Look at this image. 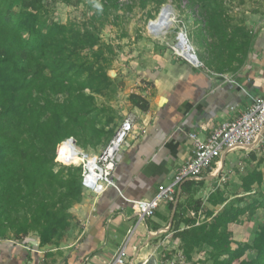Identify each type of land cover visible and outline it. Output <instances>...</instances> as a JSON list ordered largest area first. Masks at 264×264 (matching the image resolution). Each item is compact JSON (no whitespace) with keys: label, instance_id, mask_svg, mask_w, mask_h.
I'll use <instances>...</instances> for the list:
<instances>
[{"label":"trees","instance_id":"obj_1","mask_svg":"<svg viewBox=\"0 0 264 264\" xmlns=\"http://www.w3.org/2000/svg\"><path fill=\"white\" fill-rule=\"evenodd\" d=\"M64 1L73 4L72 0ZM138 1L142 7L167 2ZM186 1L191 9L199 10L205 26L219 40L217 72H238L252 50L249 36L226 32L219 0ZM108 3L104 4L106 12L111 6L120 8L118 0ZM95 47L101 59L104 50L99 35L49 17L45 0H0V240L7 239L8 233L22 241L35 234L44 247L70 228V210L82 201L84 190L80 167L55 170L57 158L66 162L61 144L69 138L80 142V136H89L92 146H98L114 134L108 128L110 118L99 128L100 111L95 105V96L111 84L107 68L104 64L94 68L83 56ZM56 96L64 99L56 101ZM129 99L142 112L150 108L140 95L131 94ZM263 183L264 173L252 170L242 179L241 196L233 201L228 202L221 190H215L207 202L222 206V210L216 215L208 211L206 218L211 221L197 224L203 202L190 198L205 182H185L170 231L184 260L194 262L193 254L205 246L213 264H264V195L256 204L249 203V197L257 194L255 188ZM244 203L245 208L239 206ZM17 208H26L25 216L13 220L9 214L4 218L8 225L3 224V213ZM172 208L173 203L170 212ZM190 210L195 217H187ZM250 210H262L263 221L254 242L243 245L233 239L230 227Z\"/></svg>","mask_w":264,"mask_h":264},{"label":"crops","instance_id":"obj_2","mask_svg":"<svg viewBox=\"0 0 264 264\" xmlns=\"http://www.w3.org/2000/svg\"><path fill=\"white\" fill-rule=\"evenodd\" d=\"M252 56L254 67L246 69L244 65L241 74L235 75H208L167 51L166 57L151 60L142 72L136 71L144 85L132 94L146 99L150 108L142 112L132 107L129 114L135 117V128L118 156L114 174L118 190L102 187L97 192L84 191L82 201L70 210L69 230L50 245L40 247L35 234L24 241L13 237L0 240V264H116L122 250L125 264H159L158 256L166 248L174 245L179 250V242L172 241L170 232L146 244L149 233L168 226L170 203L161 202L153 218L142 220L131 201L153 200L161 185L172 183L192 155L190 134L206 139L254 101L264 98V40L254 46ZM109 139L97 151L75 140L83 146H78L82 151L96 157ZM260 156L257 150L229 153L222 172L225 176L231 172L226 182L231 185L239 172L246 176L255 169L253 164L261 166L258 162L264 157ZM221 184L218 180L205 181L194 194L195 200L203 202L198 213L203 222L210 221L206 218L208 211L215 215L219 212L207 200L215 192L211 187ZM205 191L211 192L206 196ZM240 194L225 197L229 202ZM187 217L191 218L192 212Z\"/></svg>","mask_w":264,"mask_h":264},{"label":"rangeland","instance_id":"obj_3","mask_svg":"<svg viewBox=\"0 0 264 264\" xmlns=\"http://www.w3.org/2000/svg\"><path fill=\"white\" fill-rule=\"evenodd\" d=\"M118 2L119 9L111 6L106 12L104 11V4L108 5V0H72L73 4H67L64 0H45L49 17L63 24H73L76 29L82 32L88 30L99 35L104 50L103 57L101 59H99L100 57L97 58L98 47L85 52L83 56L94 68H97L99 64H104L107 68V75L111 80V84L102 94L95 96V105L100 111L98 113L99 128L104 127V124L110 118L111 123L108 124V128H111L114 132L124 118L132 112L133 105L129 99L130 95L143 88L142 75L136 71L142 72L146 65H151L149 62L151 60L156 62V59L166 57V51L172 56L186 61L184 58L179 57L174 49L179 43L181 32L187 35L188 44L192 46L200 62L198 65L191 64L195 68L204 70L211 76L219 74L217 72L216 55L220 54L219 40L205 26L199 10L191 9L186 0H167L162 6L150 4L146 7H142L138 0H118ZM219 3L223 14L222 25L226 32L233 34L239 31L241 34H247L251 39L252 50L249 53L245 68L247 69L249 65L254 67L255 63L252 61L254 46L264 40V0H219ZM167 6L175 11L176 22L167 35L155 37L148 32V27L151 22L159 17L162 9ZM228 74H241V70ZM34 95L37 96V90H35ZM54 99L62 101L64 97L56 96ZM85 137L86 139L82 136L78 138L85 147L95 151L102 147L103 144L92 146L93 141L90 142L89 136ZM78 146L83 147L81 144H78ZM260 153V157L263 158L264 151ZM56 162L55 170L60 167H73L60 164L58 158ZM253 167L254 170H260L264 173V164H261V166L253 164ZM230 174L231 172L226 174L227 180ZM243 174L245 172H241V174L239 172L236 176L238 179L234 180L231 185L227 181L220 186L213 185L211 189L214 191L221 190L225 196L228 195L229 199L231 196L241 193L242 184L240 183ZM206 192V196H208L211 191ZM254 192L257 194L249 197L251 205L262 200L264 183L262 186L256 187ZM203 194H200V198ZM190 199L193 202L195 200L194 196ZM184 204L187 203L184 202ZM239 206L245 208L247 203ZM222 208V206L218 207L219 211ZM11 211L3 213V224L8 225L4 218L9 214H11L13 220L25 216L26 208H17L15 211ZM189 212L195 214L192 210ZM201 213L205 214L204 211ZM200 221L202 222L203 219ZM262 221V210H250L234 224L235 226L230 227L233 239L243 245H251L257 237V231L262 225ZM7 237L12 238L13 235L8 233ZM249 256L253 257L252 254H249ZM158 257L159 264H174L178 261L182 264H213V258L209 254V249L205 246L193 254L195 261L192 263L182 260L181 252L174 245L166 248V251Z\"/></svg>","mask_w":264,"mask_h":264},{"label":"built area","instance_id":"obj_4","mask_svg":"<svg viewBox=\"0 0 264 264\" xmlns=\"http://www.w3.org/2000/svg\"><path fill=\"white\" fill-rule=\"evenodd\" d=\"M180 34L184 35L187 39L186 41L189 42L187 35L183 32ZM134 128L135 117L128 115L96 157H92L82 151L77 143L73 142L72 138L66 139L62 142L61 148L65 145L67 146V157L69 160L68 163L62 161H59V163L81 168V186L84 191L97 192L102 187H111L118 190V186L114 181L118 156L134 132ZM262 131H264V98L254 101L245 111L240 112L234 120L223 123L206 139H201L196 134H190L193 149L188 162L174 177L171 184L161 185L158 188V193L153 200L131 201L135 212L142 220L153 218L161 202L171 204L175 201L180 184H184L191 178L203 177L213 173L225 150L233 149L237 146L253 145ZM253 150L264 151V134L260 137ZM74 156L80 158L78 164H75L72 160ZM216 180L219 183H225L226 176L221 173ZM192 216L195 217V214L192 213ZM202 222L200 217L197 216V224ZM123 255L124 250L116 257V264H125ZM181 259H184L183 256Z\"/></svg>","mask_w":264,"mask_h":264},{"label":"bare ground","instance_id":"obj_5","mask_svg":"<svg viewBox=\"0 0 264 264\" xmlns=\"http://www.w3.org/2000/svg\"><path fill=\"white\" fill-rule=\"evenodd\" d=\"M176 22V13L171 7L167 6L164 7L159 15V17L151 22V24L148 27V32L155 36V37H161L165 36L169 33L171 28L174 26ZM179 43L175 46L176 53L181 56L182 58L188 59V62L197 65L199 60L198 57L194 53V49L192 46H190L188 41H186V37L184 35L179 34ZM164 39V38H163ZM192 48V49H191ZM193 55V57H192ZM62 157L68 163V157H67V146L65 145L62 148ZM75 164H78L80 161V158L78 156H74L73 159Z\"/></svg>","mask_w":264,"mask_h":264},{"label":"water","instance_id":"obj_6","mask_svg":"<svg viewBox=\"0 0 264 264\" xmlns=\"http://www.w3.org/2000/svg\"><path fill=\"white\" fill-rule=\"evenodd\" d=\"M193 57V55H192ZM186 61H188V59L184 58ZM264 134V131L261 132L260 136L257 138V140L255 141V143L251 146H237L233 149H227L223 152L222 156L220 157L219 163L215 169V171L207 176H203V177H196V178H191L188 181H196V182H212L214 180H216L221 173L224 170L225 167V160H226V156L231 153L232 151L236 150V149H241V150H246V151H252L253 148L255 147V145L257 144L258 140L260 139V137ZM73 142L76 143V140L74 138H72ZM182 188H183V183L180 184V186L178 187L177 190V195L175 198V201L173 202V208L170 214V219H169V223L168 226L166 228H161L159 229L157 232L155 233H149L148 234V240L147 243L148 244L152 239L158 237L161 234H165V233H169L172 228H173V223H174V217L176 215L177 212V208H178V204L180 202V198H181V194H182Z\"/></svg>","mask_w":264,"mask_h":264}]
</instances>
